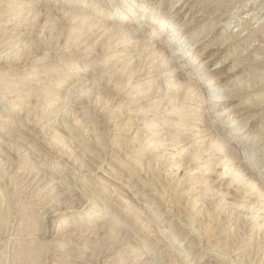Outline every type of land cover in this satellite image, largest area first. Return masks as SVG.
I'll return each mask as SVG.
<instances>
[{
	"label": "rangeland",
	"instance_id": "rangeland-1",
	"mask_svg": "<svg viewBox=\"0 0 264 264\" xmlns=\"http://www.w3.org/2000/svg\"><path fill=\"white\" fill-rule=\"evenodd\" d=\"M263 150L264 0H0V264H264Z\"/></svg>",
	"mask_w": 264,
	"mask_h": 264
},
{
	"label": "bare ground",
	"instance_id": "bare-ground-1",
	"mask_svg": "<svg viewBox=\"0 0 264 264\" xmlns=\"http://www.w3.org/2000/svg\"><path fill=\"white\" fill-rule=\"evenodd\" d=\"M66 8V7H65ZM142 10V7L140 6V5H138V7H134V6H131V4L129 3V4H127V6H124V5H120V4H117L115 7H114V10H113V13L115 14V17H114V19H115V21L116 22H120L122 19H123V17L120 15L121 13H127L128 15H129V18H128V20H129V22H131V23H137L138 22V20H139V14H138V11H141ZM117 15H119V16H117ZM152 21H148V22H146L147 24H149L150 25V23H151ZM167 22V21H166ZM166 22H165V20H163V19H160V20H157L156 21V26H155V28L151 31V37L152 38H160V34L162 33V32H164V28H165V25H166ZM84 25V24H83ZM83 25L81 26V25H78V26H76L75 28H77V29H82L83 28ZM112 26H113V24H112ZM117 26V25H116ZM115 26V27H116ZM129 26V25H128ZM121 29H124L125 31H129V28L128 27H125L124 25L123 26H119ZM112 28V27H111ZM114 28V27H113ZM117 29V28H116ZM121 31H123V30H121ZM130 32V31H129ZM175 33V32H174ZM74 34H75V32H74ZM176 34L177 33H175V34H169L168 36H167V40L166 39H159V42H161V43H163L167 48H169V46H170V44L171 43H173V44H175V46L177 45H179L178 44V39H177V37H176ZM151 38V39H152ZM182 39V38H181ZM148 41V40H147ZM149 42V41H148ZM180 43V42H179ZM182 44V43H181ZM200 44V43H199ZM183 45V44H182ZM171 48V47H170ZM158 50V49H157ZM170 50V49H169ZM174 50V49H173ZM198 50V49H197ZM175 52L173 53V54H175V56L179 59V58H182V56L184 57V55H186V54H182V48H179V50L178 49H175L174 50ZM201 52V51H200ZM203 52V51H202ZM197 53V52H196ZM188 55H191V54H187V56ZM195 55V54H194ZM202 56V55H201ZM191 58H192V55L190 56ZM199 57V56H198ZM195 59V58H194ZM197 59H199V58H197ZM176 60V59H175ZM187 60H190L189 58L187 59ZM198 61V60H197ZM209 61V60H208ZM179 65V64H178ZM178 65H177V69H176V72L178 73V72H180V71H178V69L179 68H181L182 69V67H184V66H186L185 65V63H184V66L183 65H181V67H178ZM198 65V64H197ZM204 65V64H203ZM221 71V70H220ZM204 72V71H203ZM207 73H208V75H205V73H201V74H199V79H197V87H196V90H198L199 89V87H208V94L210 93V95H211V91H212V89L214 88V81H212V79H215V80H218L219 78H221V77H219V75L218 74H214V73H211L210 71H207ZM227 73V72H226ZM36 77V76H35ZM35 77H32V78H35ZM185 81V80H184ZM188 81V80H187ZM216 82V81H215ZM199 86V87H198ZM225 87V86H224ZM200 92V91H199ZM210 95H208L207 97L210 99L211 97H210ZM213 95V94H212ZM223 97V96H222ZM200 98V97H199ZM197 99V98H196ZM203 99V98H202ZM208 100V99H207ZM194 101V100H193ZM206 101V100H205ZM210 102H213V100L211 99L210 100ZM199 104V103H198ZM205 105H207V104H205ZM188 112V111H187ZM180 113V112H179ZM189 114V113H188ZM187 115V114H186ZM186 115H180L178 118H176V119H178L179 121H190L191 119H189V118H187L188 116H186ZM192 116V115H191ZM165 117H167V116H165ZM190 117V116H189ZM158 118H160V117H158ZM167 118H170V117H167ZM172 118V117H171ZM175 118V117H174ZM198 121V120H197ZM168 123V122H167ZM168 124H170V123H168ZM189 125H190V123H188ZM176 125V124H175ZM182 125H187V124H182ZM182 125H179V126H182ZM174 126V125H173ZM186 132H187V130H186ZM239 132V131H238ZM176 141V140H175ZM257 151V150H256ZM264 151V150H263ZM262 151V152H263ZM259 152V151H258ZM261 153V152H260ZM233 154H235V156H236V154H238V152L237 151H234L233 152ZM233 157V156H232ZM234 158V157H233ZM216 160V158H214V157H210L209 158V161L210 162H214L213 160ZM240 160V159H239ZM250 161V160H249ZM240 162V161H239ZM260 164V163H259ZM262 164V163H261ZM220 165V164H219ZM258 165V164H257ZM222 166H223V164H222ZM240 166V165H239ZM208 168V167H207ZM209 169V168H208ZM211 169V168H210ZM210 169H209V171H210ZM211 170H214V169H211ZM208 171V172H209ZM250 172V171H249ZM211 173V172H210ZM208 175V174H207ZM253 176V175H252ZM25 177V176H24ZM33 184V183H32ZM42 184V183H41ZM40 186V185H39ZM50 188V187H49ZM53 190H54V188H53ZM52 191V190H51ZM45 192V191H44ZM47 194V193H46ZM55 195V194H54ZM36 200V199H35ZM38 202V204H39V206L41 207V209H40V211H47V209H46V207H44V205H46V204H48L49 203V200H47V199H44V200H38L37 201ZM35 206V205H34ZM38 206V205H37ZM39 212V211H38ZM92 212V211H91ZM39 214H41V213H39ZM46 214V213H45ZM47 215V214H46ZM60 226V225H59ZM64 227V226H63ZM62 227V228H63ZM61 228V229H62ZM67 228H69V227H67ZM88 227L86 226H83V227H81L80 228V230H78V231H76L74 234L75 235H73V238L74 239H72V240H75V242L77 243V242H79L80 240L82 241V239H83V241L81 242L82 244L83 243H85L86 244V242H94V238H92L91 236H90V239H89V237L87 238V236H85V233H86V229H87ZM60 229V231H62ZM55 231V230H54ZM73 231V230H72ZM72 231H70V229H65L63 232H65V234L66 233H69V232H72ZM95 232V231H94ZM93 232V233H94ZM58 233V232H57ZM90 233V232H89ZM95 233H97V232H95ZM92 234V233H91ZM95 235V234H94ZM98 235V234H97ZM89 236V235H88ZM69 237L70 236H64V237H62L61 239H59V241H63V240H66V239H69ZM86 238H87V240H86ZM56 243V242H55ZM80 243V242H79ZM74 244V243H73ZM119 244H121V243H119ZM56 245V244H55ZM122 245V244H121ZM120 245V246H121ZM51 247V246H50ZM55 247V248H54ZM52 248V247H51ZM53 248H54V253H55V255H56V252L58 253H62L63 254V252H60L59 250H60V248H63V247H60V246H53ZM59 248V250H57ZM66 249V248H65ZM115 249H117V248H115ZM67 250V249H66ZM77 250H78V248H77ZM111 250H113V249H111ZM123 252V251H125V250H119V252ZM80 252V251H79ZM65 253V252H64ZM80 254V253H79ZM79 254H76V255H74V256H77V255H79ZM71 255V254H70ZM70 255H63L62 257H60V258H64L65 256H67V257H71ZM73 255H72V257H74ZM58 257V256H57ZM71 257V258H72ZM120 257V256H119ZM77 260H80V259H82V258H79V256H77V257H75ZM118 258V257H117ZM120 259V258H119ZM75 260V259H74ZM77 260H76V262L75 261H73V260H68V261H65L64 263H62V264H78L77 263ZM113 260V259H112ZM113 261H117L116 263H122V261L120 260V261H118V260H113ZM79 262V261H78ZM116 263H112V264H116ZM125 263V262H124ZM131 264V263H130Z\"/></svg>",
	"mask_w": 264,
	"mask_h": 264
}]
</instances>
